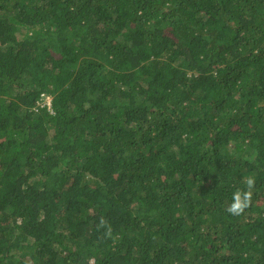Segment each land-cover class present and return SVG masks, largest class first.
I'll use <instances>...</instances> for the list:
<instances>
[{
  "label": "trees",
  "instance_id": "trees-1",
  "mask_svg": "<svg viewBox=\"0 0 264 264\" xmlns=\"http://www.w3.org/2000/svg\"><path fill=\"white\" fill-rule=\"evenodd\" d=\"M0 264H264V0H0Z\"/></svg>",
  "mask_w": 264,
  "mask_h": 264
},
{
  "label": "built area",
  "instance_id": "built-area-1",
  "mask_svg": "<svg viewBox=\"0 0 264 264\" xmlns=\"http://www.w3.org/2000/svg\"><path fill=\"white\" fill-rule=\"evenodd\" d=\"M39 108H46L52 112V98L46 95H42L38 103Z\"/></svg>",
  "mask_w": 264,
  "mask_h": 264
}]
</instances>
